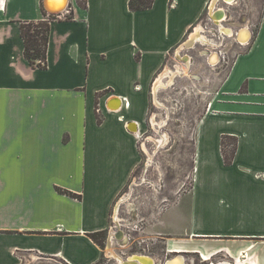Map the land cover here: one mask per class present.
<instances>
[{"label":"crops","instance_id":"0c3cea01","mask_svg":"<svg viewBox=\"0 0 264 264\" xmlns=\"http://www.w3.org/2000/svg\"><path fill=\"white\" fill-rule=\"evenodd\" d=\"M70 1L74 18L51 23L49 66L39 70L24 57L21 25L42 19L43 1L0 0V264L112 260L108 250L126 248L119 229L137 224L134 213L152 218L144 240L163 244L155 264L179 255L184 264H264V4L250 45L217 75L219 90L196 124L192 188L184 192L176 174L166 194L156 166L164 181L169 149L159 143L170 134L158 127L169 117L150 119V108L163 105L165 87L155 86L213 0H155L144 11H132V0H86L87 8ZM205 37L200 28L192 40L207 46ZM176 64L173 71L186 66ZM145 123L158 134L150 149ZM224 137L237 140L229 166ZM121 204L130 217H120ZM136 224L131 231L143 235ZM98 232L107 234V251L89 237Z\"/></svg>","mask_w":264,"mask_h":264},{"label":"rangeland","instance_id":"374dc122","mask_svg":"<svg viewBox=\"0 0 264 264\" xmlns=\"http://www.w3.org/2000/svg\"><path fill=\"white\" fill-rule=\"evenodd\" d=\"M80 1V0H77ZM216 1V0H215ZM264 4V0H237L232 6L226 7L228 10L230 18L224 21L222 23V27H224L226 30H230L235 28L240 29L241 27H248L252 32H257V25L258 21H260L261 13H262V5ZM218 5V4H217ZM220 7H223V4L219 3ZM72 8V3L70 1V4L65 14H68ZM51 14V13H49ZM48 16V15H47ZM42 17L43 19L47 18ZM233 25V26H232ZM230 29H229V28ZM202 28L203 32H205V35L208 36L209 45L202 46L196 42H194L192 39L195 37V33L198 29ZM247 28V29H248ZM221 29V28H220ZM220 29L218 30L211 22L208 21V12L204 14L201 20L197 23V26L191 31L189 34V37L186 38L185 44H188L187 46H183L176 50L177 54L179 52H183L184 55H191L194 54L198 57L199 65L193 66L192 69L189 67L183 66L178 67L177 70L173 71L174 68H176V61L175 66L172 65V60L170 61L167 59L165 63V67L162 71V74L160 73L159 78L164 73L169 74L171 71L172 73L178 72L179 69H182L181 73L182 75H175L178 77L177 79L172 80L171 84L169 82L164 85V78H162V81L160 83V79L156 83L155 88L159 87H165L159 91V100L162 102V108L155 107L154 105L150 108V119H152L155 114L162 115L163 113H166V116L169 117V121L166 124H159L158 130L165 131L166 133H169L170 135H166L164 139L159 143V145H163L164 147H167L169 150L166 152L163 151V157L161 158L162 161V167L164 169V172L166 173V176L163 180L164 173L162 171V168L159 166L157 167L158 172L161 174L159 185L162 188V190H165L168 194L170 189L174 187V177L176 174L177 177L183 178V190L184 192L188 191L190 188H192V159H193V151H194V142H195V127L198 123L199 119L205 112V108L208 107V104L211 100L215 97V92L219 90L220 83L217 80V75L221 73V77L227 73V70L229 69L233 58L238 55V53H242L247 50V47L240 48L238 45H236L234 41V34L232 31H230L229 35L226 36L223 33H221ZM192 45L195 46L196 49H190ZM222 52V61L221 64L218 65V67L214 68L210 65H206L204 63L205 58L210 52ZM202 53H208L205 57L202 56ZM183 57V55H181ZM181 66V65H178ZM175 73V74H176ZM171 74V73H170ZM174 76V77H175ZM187 77V78H183ZM174 81V83H173ZM154 88V89H155ZM154 97V96H153ZM166 110V111H162ZM158 122L153 120L152 125L157 124ZM146 124V123H145ZM155 129V128H154ZM146 131V135H143L142 141L148 140V147L153 148L154 141L156 137L158 136L157 133L153 130V127L150 128L148 124H146L143 128V132ZM154 138V139H151ZM145 142V141H144ZM143 142V143H144ZM156 142V141H155ZM181 155V156H177ZM182 157V161L179 160ZM152 156L149 158V166L152 165ZM160 157L156 158V161L160 162ZM177 159L179 162H177ZM157 165V164H156ZM143 164L140 169L137 170L135 175H133V179L135 177H141V172L143 170ZM157 171L154 169H151L149 171V174L147 175V178H153L155 179L157 176ZM132 179V182H133ZM146 180L144 181V183ZM149 183V182H148ZM166 186V187H165ZM150 189V188H149ZM148 187L145 188V192L147 191L149 194ZM174 189V188H173ZM128 191V190H127ZM123 192L122 196H120L118 203H120V199L124 198L126 192ZM146 194V195H147ZM171 195V193L169 194ZM137 196V194H136ZM132 197H127V200H130ZM147 198V199H146ZM145 198L146 201L152 202V196L147 195ZM133 199H136L133 197ZM117 203V204H118ZM122 205V204H121ZM126 206L123 204L120 209V217L122 219H126L129 215L126 213ZM134 213V218L136 222L131 221L129 223V227H123V231L125 232V235L129 237V240L127 244L123 245L126 246L125 249L120 248V246L115 247V252L110 251L111 255L114 258L122 257L129 258L132 257L135 254L137 256L144 255L146 257H158V255L163 254V244H158L155 246V244H152L151 241L149 243L147 240H144V238L147 239V234H145L146 227L150 225V222L152 221L151 216L145 217L146 219L138 218ZM130 217V216H129ZM135 223L137 226V229L139 233L143 235H139L138 232L131 231V228H135ZM101 247L103 250L107 251L108 249L105 246L104 240H102ZM122 246V247H123ZM111 250V249H109ZM108 250V253H109ZM107 254V253H106ZM117 254V255H116ZM139 254V255H138ZM119 255V256H118ZM112 260L108 258H104L102 261H100L99 264H115L116 259ZM122 258L123 260H126ZM127 258V259H128ZM161 261H166L165 258H160ZM119 260V259H118ZM158 261V258H157ZM160 262V261H159ZM158 262V263H159Z\"/></svg>","mask_w":264,"mask_h":264},{"label":"trees","instance_id":"16d2710c","mask_svg":"<svg viewBox=\"0 0 264 264\" xmlns=\"http://www.w3.org/2000/svg\"><path fill=\"white\" fill-rule=\"evenodd\" d=\"M154 1L155 0H132L129 2V7L132 11H144L150 9ZM77 2L80 7L87 8L86 0H80ZM42 13L44 15L43 17H46L48 15L47 18H42L37 22H26L21 25V37L25 45L24 57L32 67L38 68L39 70H45L49 66L47 52L49 51L51 23L55 20L71 21L74 18L72 9L66 15H56L49 14L42 6ZM98 121V123L103 122V119L99 114ZM236 143L237 140L227 137H224L223 142H221L222 152L225 159L224 161L227 166L231 165L233 160L235 159ZM57 191L60 194L78 198L72 193H69L68 190L58 189ZM89 237L101 246V244H103L102 240H104L105 242L107 235L104 232H98L89 234Z\"/></svg>","mask_w":264,"mask_h":264},{"label":"bare ground","instance_id":"6f19581e","mask_svg":"<svg viewBox=\"0 0 264 264\" xmlns=\"http://www.w3.org/2000/svg\"><path fill=\"white\" fill-rule=\"evenodd\" d=\"M237 1V0H236ZM235 1V2H236ZM49 4H47L48 8L53 11L54 13L53 14H58L60 10H64V6L66 5V7L68 8L69 4H70V0H49ZM222 2L227 3L228 5L232 6L235 2L233 0H222ZM67 3V4H66ZM218 4V5H217ZM220 7L219 5V0H213L211 3H210V9H211V12L212 14L214 15L215 12L217 11V8ZM61 14V13H60ZM226 21V20H225ZM220 24H219V29H220V26H221V23H222V20L219 21ZM224 23V21H223ZM243 28H247V27H243ZM241 28V29H243ZM240 29V30H241ZM238 30L236 32V34L234 35L236 38H238L239 36V31ZM248 30V31H247ZM245 31H242L241 35H240V38H238L239 42L243 43V44H249L251 39H253V34L252 32L247 29ZM221 33H223L224 35L228 36L229 33H230V30H226L224 27L221 28ZM230 36V35H229ZM201 37V36H200ZM231 37V36H230ZM204 41V44L207 45L209 43L208 39L205 37L202 41L200 40V42H203ZM211 53V52H210ZM215 52H212V55L214 54ZM208 54V53H207ZM209 55V54H208ZM210 58V62L212 65H216L218 63V61L220 60V57L218 55H215V56H209ZM208 58V59H209ZM176 72L174 73H171L169 74V77L171 78L169 80V84L172 82V79L174 78L175 75L179 76V75H182L180 69H179V72ZM167 74L164 73L161 78H160V83L162 81V78L166 77ZM120 105H122L121 101L118 99L116 101H114L111 105H110V109L111 110H119V107ZM132 127V126H131ZM133 130L137 129L136 126H133L132 127ZM122 234L119 235V237H121ZM110 251H113V250H109V254H111ZM177 257V256H176ZM136 258H141L143 263H139V264H154V260L153 258H150V257H146V256H133L127 260H123L122 258L120 259V257H118V259H120L121 261H119L117 264H136L134 262H136ZM176 258L172 259V258H169L166 263L168 261H173L175 260ZM185 263V258L184 257H181L179 259H177L174 263H170V264H184Z\"/></svg>","mask_w":264,"mask_h":264},{"label":"water","instance_id":"95a60500","mask_svg":"<svg viewBox=\"0 0 264 264\" xmlns=\"http://www.w3.org/2000/svg\"><path fill=\"white\" fill-rule=\"evenodd\" d=\"M221 1H222V0H221ZM233 1L235 2L236 0H233ZM49 3H50L49 0H43V7H44V9H45L48 13L53 14L54 12L51 11V10L48 8V6H47V4H49ZM66 4H67V3H66ZM63 9H64V10H60L58 14H56V13H55V14H56V15H59L60 13L63 14V13L66 11V9H67L66 5L64 6ZM210 12H211V10H210ZM211 17H212V19H213L214 24H215L217 27H219V24H220L219 21H220V20H222V22H223V21H225V20H227V19L230 18L228 11H227L224 7H218V8H217V11L215 12L214 15H213L212 12H211ZM245 30H247V28H243V29L239 32L240 34H239L238 38H240V35H241L242 31H245ZM247 31H248V30H247ZM238 38H237V40H238ZM131 125H132V126H136V124H135L134 122H132ZM117 225H118L117 227H120V224H117ZM119 232H120V234H122V235L125 236L124 231H122V230L119 229ZM111 236H112V235H110V232H108V239H109V237L111 238ZM118 236H119V235H118ZM115 237H116V238H119V237H117V235H116ZM181 257H183V256H182V255H179V256L176 257L175 260H173V261H172V260H171V261H168V262L165 263V264L174 263L177 259H179V258H181ZM153 260H154V264H155V259H153ZM134 263L139 264V263H143V261H142L141 258H136V262H134Z\"/></svg>","mask_w":264,"mask_h":264},{"label":"flooded vegetation","instance_id":"af4514ba","mask_svg":"<svg viewBox=\"0 0 264 264\" xmlns=\"http://www.w3.org/2000/svg\"><path fill=\"white\" fill-rule=\"evenodd\" d=\"M225 4H227V3H225ZM228 5V4H227ZM208 9H209V7H208ZM208 9H207V11L206 12H208ZM228 11V10H227ZM213 24V23H212ZM213 26H215V25H213ZM216 27V26H215ZM217 28V27H216ZM188 44H186L185 46H187ZM203 46V45H202ZM190 49H196L195 48V46L194 45H192V47L190 48ZM181 55H183V57H181ZM207 54L206 53H202V56H206ZM215 56V55H218L219 57H220V60L218 61V63L216 64V65H212L211 64V62H210V58H209V56ZM221 55H222V52H215L213 55H212V52L211 53H209V55H207V59L205 58V60H204V63L206 64V65H212V67H214V68H216V67H218V65H220L221 64V61H222V57H221ZM169 57H170V61L172 62V65L173 66H175V61L176 62H181V63H183V64H185L187 67H189L190 69H192L193 68V66L195 67V66H197V65H199V62L197 61L198 60V57L197 56H195L194 54H191V55H184L183 54V52H182V54H177V52H176V50H174L171 54H169V56H168V58L167 59H169ZM209 58V59H208ZM157 79V78H156ZM156 82V80L154 81V83ZM175 84V83H174ZM107 235V234H106Z\"/></svg>","mask_w":264,"mask_h":264},{"label":"built area","instance_id":"2783aa9c","mask_svg":"<svg viewBox=\"0 0 264 264\" xmlns=\"http://www.w3.org/2000/svg\"><path fill=\"white\" fill-rule=\"evenodd\" d=\"M210 7H209V9H208V21L209 22H211V23H213V25H215L214 24V22H213V19H212V17H211V12H210ZM216 26V25H215ZM217 27V26H216ZM242 30V29H241ZM240 30V31H241ZM239 31V32H240ZM251 31V30H250ZM252 32V31H251ZM236 33V32H235ZM252 34H253V37L255 36V33L254 32H252ZM234 41H235V43H236V45H238L240 48H242V47H247L248 48V46L250 45V43H251V41H250V43L249 44H243V43H241V42H239V40H237V38L234 36ZM210 66H212V65H210ZM126 102H127V100H125ZM129 103H126V105H125V107H129ZM111 111H115V110H111ZM97 112L98 113H100V107H98V109H97Z\"/></svg>","mask_w":264,"mask_h":264}]
</instances>
